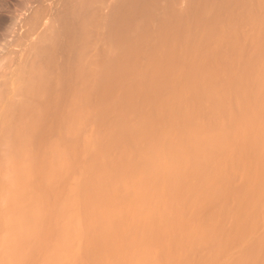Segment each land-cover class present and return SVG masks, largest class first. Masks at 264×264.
Returning a JSON list of instances; mask_svg holds the SVG:
<instances>
[{"label": "bare ground", "instance_id": "obj_1", "mask_svg": "<svg viewBox=\"0 0 264 264\" xmlns=\"http://www.w3.org/2000/svg\"><path fill=\"white\" fill-rule=\"evenodd\" d=\"M60 1L0 100V264H264V0H170L150 50L140 0Z\"/></svg>", "mask_w": 264, "mask_h": 264}, {"label": "rangeland", "instance_id": "obj_2", "mask_svg": "<svg viewBox=\"0 0 264 264\" xmlns=\"http://www.w3.org/2000/svg\"><path fill=\"white\" fill-rule=\"evenodd\" d=\"M50 1H54V3H56V4L54 5V3L52 4ZM169 1L170 0H140V7L142 6V7L145 8L144 9L145 11L144 10L142 11L143 14L145 13L144 14L145 16L143 15L145 18L144 17H143L144 19L142 18L144 20V22H143L144 25H142V28L143 29L141 28L142 29V32H143L142 33V36H144V38H145L144 39V43H146V44H144V45H146V47L150 46V47H148L146 49H149V48L152 47V45H147V42L149 40V39L147 40V38L148 37L149 38H152L151 36H153V33H152L153 31L154 32L155 31L160 32V34L157 33L159 35H161V34L162 35L163 34L164 35L165 34H168V35L173 34V29H172L171 25H174L175 23L174 22H171L172 19L171 20H168L167 19V18H172L173 16L172 17H166L165 18V14H168V12L165 13V9H166V11H169L171 9L170 8V9L167 10V4H170ZM171 1H172L171 3H173V6L171 4V6L173 8H174V5L178 4V6H179L178 9L181 10L183 4H181L182 6H180L179 2L182 3L183 0H171ZM242 1H243V3L245 2L244 5L245 4H248V2L249 3H252L251 0H247L248 2H246V0H242ZM29 2H32V3H29ZM49 2L51 3L52 7H51V5H50ZM58 2L61 3L60 0H58ZM58 2H57V0H46V1L45 0H36V3H35L34 0H0V87L3 85L1 87V90L3 89L2 92L0 90V100H2L3 97H5V94L6 93H4V92L8 91V87H9L8 85H9V83H13L14 82V79H15V76L14 75H16L15 68H16V66H17V64L19 62L18 60L22 58L21 57L22 55H24V53L21 54V55H20V53H22L24 51L25 54H26L28 52L27 50H29L30 46L33 43L34 44L38 43L40 41V39H42L41 37L44 35L45 31L48 30L49 26H52V23L49 22V21H53V20H55L57 18L56 17L58 15L57 13H59L58 12V9H60ZM20 4H22V5H20ZM40 6H41V8H40ZM169 6L170 5H168V7ZM142 7H141V9H142ZM51 8H53L52 9L53 11L52 10L49 11ZM56 8H57V11H56ZM154 8H156V9L158 8V10L155 11ZM44 9H46V10L44 11ZM153 10H154V12H153ZM231 10H233L232 11V13H233L234 10H235V8L233 7V9H230V13H231ZM148 11H150V12H148ZM172 11H170V13H169L170 15L172 14L171 13ZM45 12H46V14H45ZM52 12H54V13H52ZM150 13H152L151 16H150ZM177 14H179V13H177ZM47 15H50V16L48 17ZM170 15H168V16H170ZM173 15H175V14L173 13ZM148 17H151V19L150 18L148 19ZM40 18H43V19H40ZM164 19L165 20H168L169 22H171L173 24H171L170 27H166L167 25H164V22H163ZM45 20H46V22L43 23ZM174 20L175 19L173 18V21ZM175 21H177V19ZM54 22L55 21H53V23ZM162 22H163V24H161ZM42 23H43V26L46 25L45 28L42 27V25H40ZM187 24L188 23L186 22V23H183V24L181 23L180 25H182L181 26L182 28H183V26L185 28L187 26ZM162 25H164V27ZM168 26H169V24H168ZM43 28L45 30H43ZM22 30L24 32H26V34ZM19 31H20V33H19ZM37 32H39V33H37ZM20 34H22V35H20ZM23 34H25L24 37L26 36L28 38H26V37L25 38H22L23 37ZM38 34H40V35H38ZM155 34H156V32H155ZM162 35L159 36V37L161 38ZM168 35H166V36H168ZM157 36L158 35L154 36L153 38H156ZM169 38H171V37L169 36ZM26 39L30 40V42L28 40H26ZM38 39H39V41H38ZM156 39H152V42H156L158 40V39L157 40ZM168 40H171V39H168ZM26 41H28V42H26ZM163 41H164V39H163ZM150 42H151V40H150ZM150 42H148V43H150ZM152 44H154V43H152ZM143 48H145V46H143ZM146 49H144L145 52H146ZM142 51H143V49H142ZM16 53L18 55H20V56H18ZM15 55H16V57H15ZM144 56H145V53H144ZM145 57H148V55H146ZM143 60H144V57H143V59L141 61L143 62ZM145 60H146V58H145ZM145 60H144V62H146ZM13 64H15L16 66L13 65ZM10 77L13 78V79H11V81L13 80L12 82H10V80H9ZM16 77H17V75H16ZM16 80H18V79L16 78ZM5 81H6V84H5ZM8 81H9V83H8ZM0 102H1L0 103V106L3 105L2 104L3 101H0ZM0 108H3V107L1 106ZM0 110H2V109H0Z\"/></svg>", "mask_w": 264, "mask_h": 264}]
</instances>
